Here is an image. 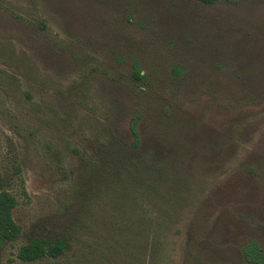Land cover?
I'll return each mask as SVG.
<instances>
[{
  "label": "rangeland",
  "instance_id": "rangeland-1",
  "mask_svg": "<svg viewBox=\"0 0 264 264\" xmlns=\"http://www.w3.org/2000/svg\"><path fill=\"white\" fill-rule=\"evenodd\" d=\"M0 189L20 227L0 264H249L264 0H0ZM33 238L67 248L20 262Z\"/></svg>",
  "mask_w": 264,
  "mask_h": 264
},
{
  "label": "trees",
  "instance_id": "trees-1",
  "mask_svg": "<svg viewBox=\"0 0 264 264\" xmlns=\"http://www.w3.org/2000/svg\"><path fill=\"white\" fill-rule=\"evenodd\" d=\"M204 4H212L217 0H198ZM231 1V0H227ZM133 77L138 79L139 70H133ZM130 132L133 135L131 148L126 147L116 151L115 156L120 159L126 155L129 157L132 153L139 154L140 142L136 137L134 123L130 125ZM141 153V152H140ZM142 154V153H141ZM17 170V167L15 168ZM16 204L15 195L5 189H0V245L15 239L20 233V227L12 218V209ZM156 222V221H155ZM150 246L158 245V228L149 227ZM67 243L63 239H54L52 241L45 239L33 238L30 241L20 245L16 251L15 257L23 263H34L40 260H54L64 254ZM243 261L249 264H263L264 253L260 245L254 241L246 242L241 248Z\"/></svg>",
  "mask_w": 264,
  "mask_h": 264
}]
</instances>
